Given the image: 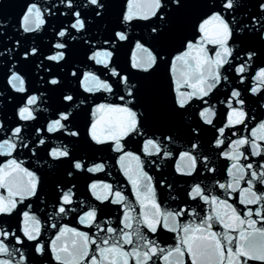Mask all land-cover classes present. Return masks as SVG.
<instances>
[{"label":"snow or ice","instance_id":"6c2138e0","mask_svg":"<svg viewBox=\"0 0 264 264\" xmlns=\"http://www.w3.org/2000/svg\"><path fill=\"white\" fill-rule=\"evenodd\" d=\"M0 29V264H264V0H25Z\"/></svg>","mask_w":264,"mask_h":264},{"label":"water","instance_id":"95a60500","mask_svg":"<svg viewBox=\"0 0 264 264\" xmlns=\"http://www.w3.org/2000/svg\"><path fill=\"white\" fill-rule=\"evenodd\" d=\"M25 0H0V5H3L2 8H0V23L6 24L8 25L9 29L14 31V27L16 26V20L17 17L20 14L21 11V7L23 6ZM121 5L126 4V0H119ZM2 30V29H0ZM47 40V38H46ZM124 55L122 54L121 56V61L123 62L124 60ZM4 83L3 81V77L0 76V86H2ZM223 98V97H221ZM255 99V98H253ZM220 108H223V106H219ZM253 107H255V105H253ZM211 134H209L210 136ZM27 159V157H22ZM168 169L165 168V171H167ZM113 172L115 173V169H113ZM107 179H109V181H111L113 179V177H108ZM121 179H123L121 177ZM126 183V181H125ZM81 190H83V185L81 184ZM51 209H49L50 211ZM69 222L70 221H66ZM12 227H15V221H11ZM86 230V229H85ZM45 239H47V237H45Z\"/></svg>","mask_w":264,"mask_h":264}]
</instances>
